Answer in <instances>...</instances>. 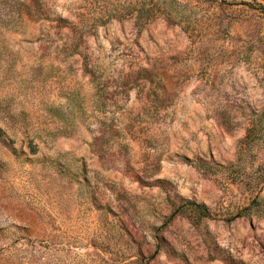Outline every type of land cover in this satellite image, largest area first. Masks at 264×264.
<instances>
[{
    "label": "rangeland",
    "instance_id": "obj_1",
    "mask_svg": "<svg viewBox=\"0 0 264 264\" xmlns=\"http://www.w3.org/2000/svg\"><path fill=\"white\" fill-rule=\"evenodd\" d=\"M0 129V264H264V0H0Z\"/></svg>",
    "mask_w": 264,
    "mask_h": 264
},
{
    "label": "trees",
    "instance_id": "obj_2",
    "mask_svg": "<svg viewBox=\"0 0 264 264\" xmlns=\"http://www.w3.org/2000/svg\"><path fill=\"white\" fill-rule=\"evenodd\" d=\"M136 11L134 8L132 10H129V13H134ZM140 14L142 16H145L146 22L150 21L148 10H140ZM4 134V132L0 129V137ZM223 168V167H220ZM247 208L243 209L240 214L244 213ZM182 213H189L194 217V222L199 223L201 220L205 218H210L211 214L210 212L203 206L194 202H185L183 204H180L176 206L172 212V216L182 214ZM239 215V214H238Z\"/></svg>",
    "mask_w": 264,
    "mask_h": 264
}]
</instances>
